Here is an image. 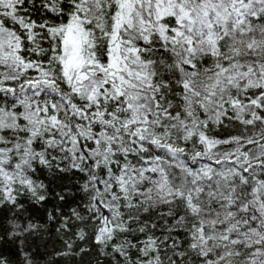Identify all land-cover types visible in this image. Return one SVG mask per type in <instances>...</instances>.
<instances>
[{
  "label": "snow or ice",
  "instance_id": "snow-or-ice-1",
  "mask_svg": "<svg viewBox=\"0 0 264 264\" xmlns=\"http://www.w3.org/2000/svg\"><path fill=\"white\" fill-rule=\"evenodd\" d=\"M41 262L264 264V0H0V264Z\"/></svg>",
  "mask_w": 264,
  "mask_h": 264
},
{
  "label": "trees",
  "instance_id": "trees-1",
  "mask_svg": "<svg viewBox=\"0 0 264 264\" xmlns=\"http://www.w3.org/2000/svg\"><path fill=\"white\" fill-rule=\"evenodd\" d=\"M37 218H38V220H40V222H43V221L46 219V217H44L41 213H38V214H37ZM52 243H53V244L55 243V236H54V235L52 236ZM48 250H49V251L52 250L51 246L49 247ZM42 251H43V249H42ZM41 264H43V262H41Z\"/></svg>",
  "mask_w": 264,
  "mask_h": 264
}]
</instances>
